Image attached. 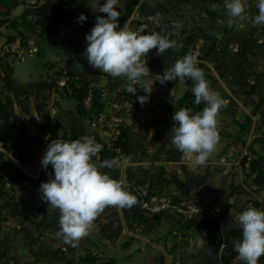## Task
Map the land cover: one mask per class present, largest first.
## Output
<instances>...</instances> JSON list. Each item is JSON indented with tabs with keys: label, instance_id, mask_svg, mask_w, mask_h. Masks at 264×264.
I'll list each match as a JSON object with an SVG mask.
<instances>
[{
	"label": "crops",
	"instance_id": "1",
	"mask_svg": "<svg viewBox=\"0 0 264 264\" xmlns=\"http://www.w3.org/2000/svg\"><path fill=\"white\" fill-rule=\"evenodd\" d=\"M4 1L9 9L5 6L0 8L4 16L0 19V44L20 40L12 36L14 33H8L15 17L23 15L22 18L33 25L35 32L44 30L50 33L54 30V38L58 32L63 34L66 52H72L88 63L86 35L95 26L97 16L102 15L96 9L103 2ZM247 3L248 14L256 15L257 0H247ZM20 6L24 9L19 16L17 10ZM130 7H133V14L123 28L145 34L149 32L150 24L156 23L160 27L159 33H173L171 38L181 45L179 49L166 50L163 55L151 50L145 59L153 75L163 74L168 66L189 53L183 50L187 38L203 37L207 40L205 57L217 70L216 78L205 75L206 79L226 102V107H222L217 116L219 142L205 165H195L192 163L194 157L184 158L177 148L156 154L149 151L143 154V158L138 153V135L135 134L131 138L136 148L134 157L145 159L140 163L148 166H162L163 174L171 176L174 181V188L182 192L191 191L195 201L217 199L223 204L229 200L235 206L231 209L232 215H228V227L237 225L234 215L244 209L246 199L264 203V183L258 185L255 182L257 174L250 175L249 169L250 160L264 157V115L260 113L264 110L261 107L255 111L264 94V25L241 20L229 24L224 0H120L119 8L127 10ZM81 14L87 16L83 23L78 21ZM137 15L140 17L135 19ZM177 22L181 25L179 29L173 28ZM13 37L16 40L9 42ZM30 57L33 60L26 64L25 59L16 62L11 55L0 53V256L13 260L15 264H57V258L87 254H96L103 261H113V264H166L167 258L178 249V236L183 235L189 239V245L180 252L179 264H236L239 261L236 257L222 263L220 250L212 236L205 234L197 225L189 227L191 214L187 215L183 210L178 218L173 217L172 211L165 210L150 211L132 220L124 217L118 207H106L96 217L89 235L78 246L63 244L56 235L59 210L48 207L39 191L40 185L54 175L52 168L49 171L41 168L40 151L44 156L51 140L72 141L84 135L106 145L110 133L101 121L97 123L80 115L74 98L61 95L56 90L53 74L46 68L49 58L38 54ZM69 59L64 58L66 61ZM38 60L40 64L36 65L34 62ZM36 66L43 72L36 71ZM109 76L93 67L88 74L90 79L97 77L99 83L106 86ZM118 78L129 83L123 77ZM137 87L143 95V89L139 85ZM173 88L176 91L172 96ZM187 89L185 79L168 81L163 85L157 81L150 100L143 105L138 101V105L129 110L133 116L143 111L149 113L144 117L145 135L149 132L151 136L148 143L155 140L157 119L168 117L166 104L177 103ZM111 99L112 107H117L119 103L115 98ZM109 103L105 100L104 110ZM248 118L251 123L247 128ZM162 141L167 142L166 139ZM134 157L125 161L129 162ZM245 158L248 161L244 164ZM26 172L40 176L33 178ZM125 184L129 183L125 181ZM232 191L239 193L232 196ZM111 221L115 227H122L115 240L105 238L101 232V226Z\"/></svg>",
	"mask_w": 264,
	"mask_h": 264
},
{
	"label": "clouds",
	"instance_id": "2",
	"mask_svg": "<svg viewBox=\"0 0 264 264\" xmlns=\"http://www.w3.org/2000/svg\"><path fill=\"white\" fill-rule=\"evenodd\" d=\"M119 6L120 0H103L96 9L104 15L97 16L95 26L86 35L88 64L113 78H125L129 82L126 91L141 105L150 100L157 81L161 85L185 78L194 81V103L200 105L203 102L205 106L198 113L191 108L175 111L172 144L184 158L194 157L192 163L205 165L219 142L217 116L221 108L226 107L225 100L210 87L193 54L184 55L163 74L153 75L145 59L151 50L163 55L166 50L179 49L181 45L171 38L173 33L141 34L122 28ZM224 7L229 24L241 20L264 25V0H257L258 13L254 16L247 12V0H224ZM86 20L84 14L78 17L80 23ZM180 27L179 22L173 25L176 29ZM138 85L143 89V95H135ZM175 91L173 88L170 94L173 96ZM102 148L103 145L89 135L72 141L57 139L51 140L42 157L43 168L48 169L51 165L54 175L40 185L39 191L48 207L59 210L56 235L65 245L78 246L106 207L131 208L138 203L137 195L126 187L122 178H114L104 171L118 169L122 162L118 158L100 161ZM234 222L242 229V239L234 242L238 260L241 264H258L264 256V209L244 208L234 215Z\"/></svg>",
	"mask_w": 264,
	"mask_h": 264
},
{
	"label": "trees",
	"instance_id": "3",
	"mask_svg": "<svg viewBox=\"0 0 264 264\" xmlns=\"http://www.w3.org/2000/svg\"><path fill=\"white\" fill-rule=\"evenodd\" d=\"M0 6H5L9 9V6L4 0H0ZM121 11V16L119 18V24L123 28L125 23L128 21L130 16L133 13V7L128 8L127 10H122L119 8ZM0 15H2L0 13ZM5 15V14H3ZM7 15V14H6ZM102 15H104L102 13ZM20 16V18H22ZM150 32H160V27L156 23L150 24ZM15 37L11 38L9 42L15 41ZM25 40V39H24ZM195 37H189L186 39L184 45H183V50L184 51H189L190 45L194 42ZM23 45H26V41L23 43ZM75 60H79L80 62H83L87 64L90 68L92 67L87 63L81 60L79 57H73L72 59H69L66 61V68L70 70L72 74H77L73 69L72 65ZM200 68L203 70V66L201 65ZM205 75L206 72L203 70ZM81 82L83 83V87L77 90V95L74 97V99L78 102V107L77 111L80 115L86 116L89 119L93 120L91 116L96 113V114H101L104 110L105 103L100 99H102L101 93H96L93 108L90 111H87L84 109L82 101L83 97L85 95V90L86 87L89 85L91 82V79L87 76L81 77ZM185 82L188 86L187 91L185 94L175 103L174 105L172 104H166L165 110L168 113V117L165 120L162 119H157L156 125H155V136L154 139L156 141H159L161 139H166L168 138L166 136L173 135V127L176 126V122L173 121V115L176 110H179L181 108H191L194 113L200 112L204 108V103L202 102L200 105H196L194 103L195 101V96L192 92V88L194 87L195 82L192 81L191 79L185 78ZM126 82L124 80H121L119 78H113L109 76V91L115 93V98L116 101L121 104L124 102H129L134 109L138 105V100L133 96L132 94L128 93L126 91ZM136 96L141 95L140 90L138 89L137 93L135 94ZM263 108L264 110V96L261 99V102L256 106V112L259 110V108ZM262 115H264V111L260 112ZM94 121V120H93ZM251 123V119L246 120V127L248 128ZM132 134L130 128L126 127L123 129L121 132V135L119 136L118 139L113 141V144L110 148L107 147V145H103L102 142L99 140H96V142L100 143L103 145L102 151L99 154V160L102 161L104 159H112L118 154L115 151L116 149L120 150V155H124L126 158H132L136 154V148L134 144L131 141ZM164 143V142H163ZM247 158L244 159L243 163H246ZM249 169L251 171L250 175L257 174L255 177V182L258 185H262L264 183V157L258 156L257 158H253L252 160L249 161ZM105 172H107L109 175L113 176L114 178H117L118 174L115 172L114 169H104ZM156 182H153L151 180L150 182L146 183H141V182H136V183H129L126 184V187L129 190H132L136 195L138 199V203L134 205L131 208H118L121 209L124 217H130L132 220H137L141 216H143L145 213L150 212L148 209L144 208V203L149 202L151 198L155 197L157 194L154 192L156 189L155 186ZM237 191H232L231 195L234 196L236 195ZM219 201V200H218ZM216 200L211 201H204L199 200L196 201V205L200 208H202V212L198 215H195L191 218V220L188 221V226L193 227L195 225L199 226L200 228H206L208 229V234L212 236L214 244L217 245L218 250H220V259L222 263H227L231 261L232 259L238 257V254L234 250V242L237 240L242 239V229L238 225H233L232 227H228V219H229V213L230 210L235 206V204H231L229 200H226L225 203L220 204ZM245 202V203H244ZM243 203L246 205L248 203H253L258 206H261L259 201H256L252 198L246 199ZM108 209V207H107ZM106 210V208H105ZM115 215V214H114ZM113 215L112 218H115ZM127 219V218H126ZM132 226V224L130 225ZM122 231V227H115L114 226V221L105 223L101 226V232L103 233V236L109 240H115L117 239ZM225 245V247H223ZM99 258L92 255V254H87L85 256V260L89 261L91 263L97 262ZM99 264H113V261H103L101 259V262ZM236 264H241L240 261H238ZM258 264H264V256H261V258L258 261Z\"/></svg>",
	"mask_w": 264,
	"mask_h": 264
},
{
	"label": "rangeland",
	"instance_id": "4",
	"mask_svg": "<svg viewBox=\"0 0 264 264\" xmlns=\"http://www.w3.org/2000/svg\"><path fill=\"white\" fill-rule=\"evenodd\" d=\"M103 2V1H101ZM1 8V6H0ZM4 16L0 15V19H3ZM32 24L26 19L22 18L20 19L15 17L13 20V24L11 25V30L9 31L8 34L14 33L12 36H17L20 38L21 44H23L26 41L25 46L29 47H24L26 50V56L25 60L29 63V61L33 60L28 54L30 53L29 51L32 49H36L37 51L34 53V55H39V56H44L49 58L48 62L46 63V68L48 70V73L53 74V81L55 83V88L58 90L59 85L57 84L58 76L60 75L61 71L60 68H66V64L64 58H73L75 57V54L72 52L69 53L66 52L67 50L63 47L64 44V38L63 34L57 33V38H54V34L56 31L52 30L50 33H45V31H41L40 33L38 31H33L32 29ZM53 35V36H52ZM7 37V35H6ZM54 39H51V38ZM7 39V38H6ZM25 39V40H24ZM30 39V40H29ZM29 44V45H28ZM39 63V60L34 62ZM61 64V65H59ZM38 67L36 66L35 70L40 71L39 73L43 72L42 68L37 69ZM55 72H58L55 76ZM38 73V72H37ZM91 82H94L96 84L102 85L99 83V79L97 77H93L91 79ZM106 86V85H104ZM109 89V86H106ZM102 95V94H101ZM115 98L114 95H102V100L105 103V100L110 102L108 104V108L106 110H103L101 114H96L94 113L91 118L97 123L100 121L102 122L101 124L103 127L109 131L110 133V138L109 141L106 143V145H110L112 140H115L118 135L116 134L117 131L120 130V132L123 131L124 128H132L131 134L138 135L137 138V150L140 156H143V154L147 152H151L150 154H156L158 151H168V150H174L176 147L172 144V137L173 135L166 136L168 138L167 142L163 143V139L156 141L154 140L152 143L151 142V136L149 137V132L145 135L144 130L145 129V121L144 117L145 114H149L143 111V113L137 114L135 116L132 115V112L128 110L124 106V103L117 104V107H112V99ZM116 99V98H115ZM110 100V101H109ZM117 102V101H116ZM169 104V103H168ZM102 119V120H101ZM117 119V120H116ZM167 119V118H166ZM136 120V123L133 121ZM163 120V119H162ZM132 124V125H131ZM134 124V125H133ZM136 129V131H135ZM40 157L42 158L43 153L40 151ZM114 158H118L122 162V166L118 169H114L115 172L118 174L117 178H122L124 181L128 183H136V182H141V183H148L151 180L153 182H156V189L155 193L157 194L155 197L157 198V202L162 203L165 202L168 206L166 211H172L173 217L178 218L177 216L180 215L181 210L185 212L187 215L190 214V209L193 206L196 205L195 198L191 194V191L184 190L183 192L181 190H177L174 187L176 186L174 184V181L171 179V176H165L162 171V166H148V164L145 163H140L143 162L144 160H140L139 157H134V159H130L129 162H126L125 159H127L124 155H117ZM143 158H145L143 156ZM42 160V159H41ZM40 160V163H41ZM139 163V164H137ZM41 168H43L42 164L40 165ZM44 169V168H43ZM51 169V165L49 166L48 169H45L49 171ZM212 202V201H211ZM153 204L154 202L151 201ZM261 206L264 208V203H260ZM241 209L240 211H242ZM165 211V210H162ZM195 216L192 215L191 218ZM183 218H188V217H183ZM79 257V255H72L69 257H60L58 259L57 264H71L74 259Z\"/></svg>",
	"mask_w": 264,
	"mask_h": 264
},
{
	"label": "built area",
	"instance_id": "5",
	"mask_svg": "<svg viewBox=\"0 0 264 264\" xmlns=\"http://www.w3.org/2000/svg\"><path fill=\"white\" fill-rule=\"evenodd\" d=\"M100 1H103V0H100ZM139 17L140 16L137 15L135 17V19H137ZM149 32H150V26H149ZM206 48H207V40L203 37H198L194 40L192 45H190V49H189L188 54H193L197 57L198 66L199 67L201 65L203 66V70H205L206 76L208 78H216L217 77V70L209 64L207 58L205 57ZM36 51H37L36 49H32L29 51L30 53L28 55L29 56L34 55V53ZM0 53H2L3 55H11L13 57L14 61H16V62L24 61L25 56H26V50L22 47L20 40H17L13 43H2V44H0ZM60 71H61V73L57 78V80H58L57 84L59 85L58 92L61 95H64L66 97L74 98L77 95V90L83 87V83L81 82V77L78 74H75V75L72 74L70 72V70L67 68H62V69L60 68ZM57 73L58 72H55V76L58 75ZM97 92L101 93L102 95L104 94V95H111V96L114 95L115 96V93L109 91L106 86L99 85V84H96L94 82H90L89 85L86 87L85 95H84L83 101H82V104H83V107L85 110H87V111L92 110L94 100H95V96H96ZM263 96H264V94H263ZM124 106L126 108H128V110H131V108H132V106L129 102H125ZM116 134L118 135V137H116V139H118L119 136L121 135L120 130L117 131ZM113 141L114 140H112L110 145H107L108 148H110L112 146ZM115 151L117 152L116 154L120 155L119 149H116ZM151 201H153L154 203L152 204ZM143 206H144V208L148 209L151 212L152 211L158 212V211L166 210L168 205L165 202H162V203L157 202V198L153 197V198H151V200L149 202L144 203ZM247 207H255L258 209H264L263 206H258V205L253 204V203H248L244 206V208H247ZM201 212H202V208H200L198 206H193L190 209L191 216L192 215H198ZM202 231L205 234L208 233V229H206V228H202ZM177 242H178V249H176L167 258L166 264H179L178 261L180 258V252L182 251V249L185 246L189 245V239L184 238L183 235L178 236ZM223 247H225V245H223ZM93 255L99 258L97 260V262H95V263H91L89 261H86L85 260L86 255H83V256H79L76 259H74L71 264H99L101 262V258L96 254H93ZM0 264H15V262L11 259H6V258H3L2 256H0Z\"/></svg>",
	"mask_w": 264,
	"mask_h": 264
},
{
	"label": "water",
	"instance_id": "6",
	"mask_svg": "<svg viewBox=\"0 0 264 264\" xmlns=\"http://www.w3.org/2000/svg\"><path fill=\"white\" fill-rule=\"evenodd\" d=\"M24 7L20 6L17 10V15H21L23 12ZM83 66L82 68L80 66ZM72 69L80 76V77H85L90 73V68L87 64L80 62L79 60H75L73 65H72ZM14 163L22 169L21 165L19 164V162L17 160H13ZM29 176L33 177V178H38L40 176V174L38 175H32L28 172H26Z\"/></svg>",
	"mask_w": 264,
	"mask_h": 264
}]
</instances>
